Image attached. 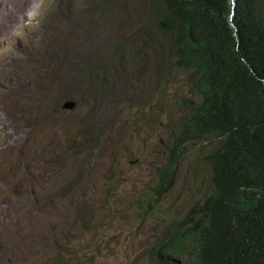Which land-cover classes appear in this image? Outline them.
Returning a JSON list of instances; mask_svg holds the SVG:
<instances>
[{
  "label": "rangeland",
  "instance_id": "rangeland-1",
  "mask_svg": "<svg viewBox=\"0 0 264 264\" xmlns=\"http://www.w3.org/2000/svg\"><path fill=\"white\" fill-rule=\"evenodd\" d=\"M153 3L32 0L1 36L0 264H150L161 237L196 221L218 139L187 144L159 193L198 97Z\"/></svg>",
  "mask_w": 264,
  "mask_h": 264
},
{
  "label": "trees",
  "instance_id": "trees-1",
  "mask_svg": "<svg viewBox=\"0 0 264 264\" xmlns=\"http://www.w3.org/2000/svg\"><path fill=\"white\" fill-rule=\"evenodd\" d=\"M152 9L198 97L169 149L159 193L173 186L188 143L215 137L218 145L204 156L211 192L188 215L196 221L161 237L150 264H264V4L154 0Z\"/></svg>",
  "mask_w": 264,
  "mask_h": 264
},
{
  "label": "bare ground",
  "instance_id": "bare-ground-1",
  "mask_svg": "<svg viewBox=\"0 0 264 264\" xmlns=\"http://www.w3.org/2000/svg\"><path fill=\"white\" fill-rule=\"evenodd\" d=\"M32 0H0V12H6V10L12 8L11 10L13 11V14H12V17L8 18H5L3 16H1L0 18V38L1 36L4 37V41L7 42L9 36L10 35H5V30L6 29H9V30H13L12 25L14 24H18L19 21H20V18L22 19V16H20V11L21 8L25 5V7H27L28 4L31 3ZM27 2V3H26ZM23 4V5H22ZM19 5V6H17ZM21 5V6H20ZM33 6V5H32ZM24 10V8H23ZM27 11V10H26ZM31 11V10H30ZM8 13V12H7ZM5 14V13H4ZM24 14V13H23ZM7 15V14H6ZM20 17V18H19ZM9 32V31H7ZM7 34V33H6ZM3 39V38H2ZM3 41V40H2ZM1 41V42H2ZM10 41V39L8 40ZM5 44V43H4ZM2 45V44H1ZM19 68H18V71H13L11 74L15 77H19L20 79L24 80V78H26L28 75H29V71H30V68L27 67L26 63H24L23 60H18L17 61ZM29 77V76H28ZM27 77V78H28ZM8 84H11L9 80H7L6 78L4 77H0V92L3 90L4 86L8 85Z\"/></svg>",
  "mask_w": 264,
  "mask_h": 264
},
{
  "label": "clouds",
  "instance_id": "clouds-1",
  "mask_svg": "<svg viewBox=\"0 0 264 264\" xmlns=\"http://www.w3.org/2000/svg\"><path fill=\"white\" fill-rule=\"evenodd\" d=\"M233 1H234V0H232V3H233ZM233 4H235V3H233ZM231 23H232V25H233V22H232V15H231ZM189 114H190V113H189ZM188 116H189V115H188ZM188 116H187L186 118H188ZM190 143H191V142H190ZM188 144H189V143H188ZM170 148H171V147H170ZM170 148H169V149H170ZM169 152H170V151H169ZM169 157H170V156H169ZM177 161H178V160H177ZM166 164H167V163H166ZM207 164H208V163H207ZM164 167H165V166H164ZM164 167H163V168H164ZM163 168H162V169H163ZM162 169H161V170H162ZM210 169H211V168H210ZM161 170L159 171V175H160ZM176 173H177V171H176ZM210 176H211V173H210ZM159 179H160V178H159ZM175 179H176V176H175ZM174 184H175V182H174ZM174 184H173V186H174ZM209 184H210V177H209ZM159 185H160V182L158 183V187H159ZM173 186H172V187H173ZM172 187H171V188H172ZM171 188H170V189H171ZM158 191H159V188H158ZM210 192H211V191H210ZM210 192H209V193H210ZM208 195H209V194H208ZM208 195H207V196H208ZM207 196H206V197H207ZM206 197H205V198H206Z\"/></svg>",
  "mask_w": 264,
  "mask_h": 264
},
{
  "label": "water",
  "instance_id": "water-1",
  "mask_svg": "<svg viewBox=\"0 0 264 264\" xmlns=\"http://www.w3.org/2000/svg\"><path fill=\"white\" fill-rule=\"evenodd\" d=\"M233 3H235V0L233 1Z\"/></svg>",
  "mask_w": 264,
  "mask_h": 264
}]
</instances>
